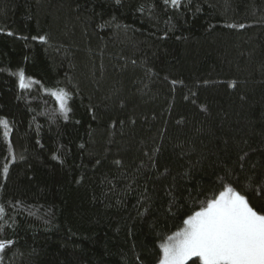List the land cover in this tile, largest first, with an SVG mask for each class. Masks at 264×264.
Instances as JSON below:
<instances>
[{
	"label": "trees",
	"instance_id": "1",
	"mask_svg": "<svg viewBox=\"0 0 264 264\" xmlns=\"http://www.w3.org/2000/svg\"><path fill=\"white\" fill-rule=\"evenodd\" d=\"M0 117V264H157L222 183L264 208V0H0Z\"/></svg>",
	"mask_w": 264,
	"mask_h": 264
},
{
	"label": "snow or ice",
	"instance_id": "2",
	"mask_svg": "<svg viewBox=\"0 0 264 264\" xmlns=\"http://www.w3.org/2000/svg\"><path fill=\"white\" fill-rule=\"evenodd\" d=\"M170 2L174 7H180L181 0ZM165 3H169V0H165ZM239 27L243 28L244 25ZM33 39L45 41L46 37ZM13 75L19 77L18 86L21 90L31 87L32 78L26 77L23 69ZM51 95L67 119L71 111L69 102L72 94L60 89L51 90ZM0 128L8 144V162L3 164L0 174L7 177L10 165L16 162L17 156L11 145L13 129L6 117H0ZM53 158L58 159L55 156ZM220 179L223 181V177ZM221 187L218 194L200 202L198 210L192 211L183 220V227L168 235L159 245L162 256L158 264H187L193 257L199 258L201 264H264V208L258 210L254 207L249 198L231 183H222ZM4 211V206L0 205V215ZM13 243L12 240H0V252Z\"/></svg>",
	"mask_w": 264,
	"mask_h": 264
},
{
	"label": "rangeland",
	"instance_id": "3",
	"mask_svg": "<svg viewBox=\"0 0 264 264\" xmlns=\"http://www.w3.org/2000/svg\"><path fill=\"white\" fill-rule=\"evenodd\" d=\"M158 264V263H157Z\"/></svg>",
	"mask_w": 264,
	"mask_h": 264
}]
</instances>
